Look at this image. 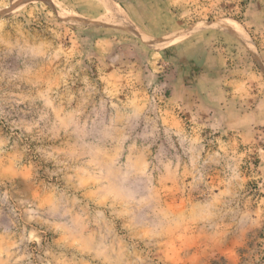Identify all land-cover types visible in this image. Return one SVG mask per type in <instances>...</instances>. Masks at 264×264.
I'll return each instance as SVG.
<instances>
[{
  "label": "rangeland",
  "instance_id": "374dc122",
  "mask_svg": "<svg viewBox=\"0 0 264 264\" xmlns=\"http://www.w3.org/2000/svg\"><path fill=\"white\" fill-rule=\"evenodd\" d=\"M93 1L0 0V264H264V0Z\"/></svg>",
  "mask_w": 264,
  "mask_h": 264
},
{
  "label": "bare ground",
  "instance_id": "6f19581e",
  "mask_svg": "<svg viewBox=\"0 0 264 264\" xmlns=\"http://www.w3.org/2000/svg\"><path fill=\"white\" fill-rule=\"evenodd\" d=\"M99 1L107 10L109 14V19L107 20L108 24H114V25H120L124 27H132V24H130V18H127V14L123 12L121 6L116 3L113 0H97ZM110 24V25H111ZM129 28V27H128ZM205 29H220L225 32H228L234 36H236L238 39L243 41L252 51L255 50V44L250 37V34L246 31L244 26L240 24L239 22L233 20V19H222L217 20L213 22H206V23H200V25H197L196 27L192 28L190 32H197L202 31ZM187 34L184 33L181 36L176 37L175 39H165L162 42H156L152 39H148L145 36L143 38L149 43L150 45H155L157 48H165L167 46L175 45L179 43ZM169 40V41H168Z\"/></svg>",
  "mask_w": 264,
  "mask_h": 264
},
{
  "label": "crops",
  "instance_id": "0c3cea01",
  "mask_svg": "<svg viewBox=\"0 0 264 264\" xmlns=\"http://www.w3.org/2000/svg\"><path fill=\"white\" fill-rule=\"evenodd\" d=\"M123 0H118L119 3H121ZM92 3H94V6L97 7V9H99V11H101L97 16H99L98 18L104 16L105 14H107L106 8L99 2V1H93ZM104 11V12H103ZM97 19V18H95ZM165 39H161V40H156V42H162ZM182 41V40H181ZM192 46H194L193 48L191 47H185L183 46L181 48L182 50V54H184V56L186 57V59L193 61L195 63L199 62L198 60H203V62L207 63V62H211L214 61L215 57L216 60L220 59V62L222 63V59L221 57H223L224 54V49L223 47H215L214 45H210L209 43H207V41H204L203 39H197V41H193V43L191 44ZM160 48V47H159ZM202 57V58H201Z\"/></svg>",
  "mask_w": 264,
  "mask_h": 264
}]
</instances>
